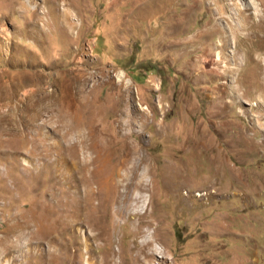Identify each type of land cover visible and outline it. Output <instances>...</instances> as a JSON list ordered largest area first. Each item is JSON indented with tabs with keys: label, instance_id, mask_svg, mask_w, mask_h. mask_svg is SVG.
I'll return each instance as SVG.
<instances>
[{
	"label": "rangeland",
	"instance_id": "1",
	"mask_svg": "<svg viewBox=\"0 0 264 264\" xmlns=\"http://www.w3.org/2000/svg\"><path fill=\"white\" fill-rule=\"evenodd\" d=\"M0 264H264V0H0Z\"/></svg>",
	"mask_w": 264,
	"mask_h": 264
},
{
	"label": "bare ground",
	"instance_id": "2",
	"mask_svg": "<svg viewBox=\"0 0 264 264\" xmlns=\"http://www.w3.org/2000/svg\"><path fill=\"white\" fill-rule=\"evenodd\" d=\"M255 7V5H254ZM84 137V136H83ZM127 151V150H126ZM137 154L138 152H133V151H129L127 153V156L125 157L124 156V159H123V162H122V167H125L126 168V171H128V165L130 163L131 164V167L129 168L132 172V177H129L127 174L122 176L120 179H119V185L122 186L124 182H127L125 184V187L127 189V191L130 193V195H125L124 196V203H126V206H125V210L126 211H132V210H135L136 208V203L137 201L139 200V198L143 197L141 194H140V191H147L149 190L150 188H153L151 185V182L150 180L148 181L147 180V172L144 170V172H142L140 175L138 174V170H139V166H140V163L143 162L144 164H146V169H148V172L151 173V169L149 168V166H147V159L146 158H141L140 160L138 159L137 157ZM129 163V164H128ZM151 167V166H150ZM140 171V170H139ZM172 174L175 176V175H178L179 173L177 171H173ZM131 190L134 191V193L132 192L131 193ZM88 192V191H87ZM92 195H95V194H92ZM101 195V194H100ZM145 197V196H144ZM128 202V203H127ZM141 202V201H140ZM144 206V205H143ZM139 209V208H138ZM142 210V209H141ZM135 213L137 212L136 210L134 211ZM139 212V211H138ZM127 213V212H126ZM133 213V212H131ZM138 214V213H137ZM149 235V234H148ZM149 242V241H148ZM151 243V242H150ZM149 243V244H150ZM156 247V246H155ZM149 256V255H148ZM152 257V256H151ZM148 258V257H147Z\"/></svg>",
	"mask_w": 264,
	"mask_h": 264
}]
</instances>
